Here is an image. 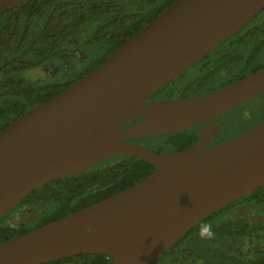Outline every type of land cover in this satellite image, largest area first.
<instances>
[{"label": "water", "instance_id": "water-1", "mask_svg": "<svg viewBox=\"0 0 264 264\" xmlns=\"http://www.w3.org/2000/svg\"><path fill=\"white\" fill-rule=\"evenodd\" d=\"M22 1L0 0V7ZM263 8L264 0H175L89 72L5 126L0 219L44 183L114 156H136L153 170L102 200L0 241V264L76 254L151 264L196 223L264 184V118L212 147L157 152L131 141L182 131L264 93L263 67L199 95L146 101Z\"/></svg>", "mask_w": 264, "mask_h": 264}, {"label": "trees", "instance_id": "trees-1", "mask_svg": "<svg viewBox=\"0 0 264 264\" xmlns=\"http://www.w3.org/2000/svg\"><path fill=\"white\" fill-rule=\"evenodd\" d=\"M175 0H26L15 8H0V83L6 71L14 73L54 61L72 53L81 42L93 48L80 69L51 81L55 86H38L8 78L0 84V130L28 108L46 100L98 65L113 49L150 22ZM69 49V50H68ZM73 59V58H72ZM48 82L47 84H49ZM21 84L18 88V85ZM14 86V87H12ZM10 89V90H9ZM186 132L166 134L163 144L140 138L155 151L178 146ZM172 145H171V144ZM174 146H177L174 147ZM153 170L146 160L119 155L88 170L53 179L26 195L0 219V241L58 219L102 200L142 180ZM163 256L151 264H162ZM41 264H110L104 254H76Z\"/></svg>", "mask_w": 264, "mask_h": 264}, {"label": "flooded vegetation", "instance_id": "flooded-vegetation-1", "mask_svg": "<svg viewBox=\"0 0 264 264\" xmlns=\"http://www.w3.org/2000/svg\"><path fill=\"white\" fill-rule=\"evenodd\" d=\"M19 4L1 7L13 9ZM67 57L68 55L58 57L55 60L63 61L68 59ZM47 63L48 69H45L46 71L42 72L40 76H36L33 81L27 80L22 74L25 70L39 67V65L15 70L13 74L6 71L3 78H6L7 81L0 84L9 83L8 78L13 76L17 80L22 79L25 83L36 84L41 87L51 85L52 87L55 84L51 81H57L60 77L65 78L76 71L59 73V68L55 63L51 61ZM263 67L264 8L214 51L194 63L181 75L166 83L146 101L170 100L199 95L229 84ZM48 82L50 83L47 84ZM12 85H18V88L21 86V84ZM0 93L2 92L0 91ZM262 97L264 98V93L216 117L178 131L180 133L186 132L184 139L180 144H177L183 146L179 150L198 144H202L204 147H212L234 139L254 128L264 118ZM1 98L2 96H0ZM235 112L242 115L243 120L234 129L226 130L225 116ZM142 117L143 115L137 116L125 126L138 121ZM166 134L171 133L143 137L154 139V141H151L153 144L160 140L165 144L167 143L164 141L165 138L159 136H165ZM140 138L142 137L134 138L131 141L146 145ZM165 146L167 149L157 152L179 151L173 150L170 146ZM174 147L177 148V146ZM201 223H210L213 226L214 240L207 241L199 238L198 232ZM161 256H163L162 264H264V184L206 216L183 233Z\"/></svg>", "mask_w": 264, "mask_h": 264}, {"label": "rangeland", "instance_id": "rangeland-1", "mask_svg": "<svg viewBox=\"0 0 264 264\" xmlns=\"http://www.w3.org/2000/svg\"><path fill=\"white\" fill-rule=\"evenodd\" d=\"M69 51L72 53L73 60L70 59L71 56L69 55L67 57L68 59L66 60L51 61L55 63L56 66L59 68L58 69L59 73H67V72L70 73L73 70L75 71V70L80 69L81 63L83 65L87 59V58L86 59H82V58L92 56L94 53L93 48L84 46L80 41L79 42L75 41V43L72 45V48ZM46 64L48 63H42L41 65H39V67H34V68H31L30 70H25V72L22 74L23 77H25L27 80L33 81V79L36 76H40L42 72L46 71L45 69H48ZM262 104L264 105L263 97H262ZM225 117H226L225 129L229 131L231 129H234L236 126H239V122L243 120L242 115H240L238 112L231 113L229 115H226ZM151 141H154V139H151Z\"/></svg>", "mask_w": 264, "mask_h": 264}, {"label": "clouds", "instance_id": "clouds-1", "mask_svg": "<svg viewBox=\"0 0 264 264\" xmlns=\"http://www.w3.org/2000/svg\"><path fill=\"white\" fill-rule=\"evenodd\" d=\"M198 235L201 240H214L215 232L213 231V226L210 223H201L199 226Z\"/></svg>", "mask_w": 264, "mask_h": 264}]
</instances>
